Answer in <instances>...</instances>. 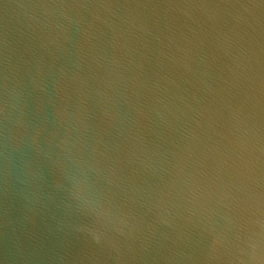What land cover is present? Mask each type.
Wrapping results in <instances>:
<instances>
[{
	"label": "water",
	"instance_id": "1",
	"mask_svg": "<svg viewBox=\"0 0 264 264\" xmlns=\"http://www.w3.org/2000/svg\"><path fill=\"white\" fill-rule=\"evenodd\" d=\"M0 264H264V0H0Z\"/></svg>",
	"mask_w": 264,
	"mask_h": 264
}]
</instances>
